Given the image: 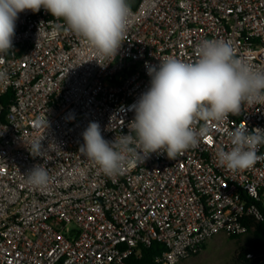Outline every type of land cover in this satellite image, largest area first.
I'll return each mask as SVG.
<instances>
[{
	"label": "built area",
	"instance_id": "2783aa9c",
	"mask_svg": "<svg viewBox=\"0 0 264 264\" xmlns=\"http://www.w3.org/2000/svg\"><path fill=\"white\" fill-rule=\"evenodd\" d=\"M131 9L108 57L43 8L18 14L13 52L0 54L9 76L0 97L11 94L0 103V264H127L155 241L164 250L154 263L178 264L218 234L264 222V159L232 172L215 158L230 148V130H264V104L209 121V134L175 160L152 153L112 177L80 153L91 122L109 142L129 134L132 106L150 86L146 64L194 62L201 41L225 40L264 70V0H141ZM37 141L41 155L30 152ZM37 165L49 172L46 187L27 182Z\"/></svg>",
	"mask_w": 264,
	"mask_h": 264
},
{
	"label": "clouds",
	"instance_id": "9594fccd",
	"mask_svg": "<svg viewBox=\"0 0 264 264\" xmlns=\"http://www.w3.org/2000/svg\"><path fill=\"white\" fill-rule=\"evenodd\" d=\"M42 8L104 57L116 56L132 16L130 0H0V54L13 52L18 14ZM196 54L194 62L169 57L158 66L146 64L150 86L132 106L135 117L129 134L109 142L100 125L91 122L82 133L80 153L112 177L152 153H166L175 160L209 134V121H226L229 115L240 114L244 104H264V70L238 59L229 41L203 40ZM8 79L7 71L0 70V83ZM38 126H47L46 119ZM227 135L230 148L215 151L219 166L244 171L264 159L257 155L264 130L236 127ZM30 147L33 155H41L40 141ZM26 178L37 188L46 187L51 179L43 165L33 167Z\"/></svg>",
	"mask_w": 264,
	"mask_h": 264
},
{
	"label": "rangeland",
	"instance_id": "374dc122",
	"mask_svg": "<svg viewBox=\"0 0 264 264\" xmlns=\"http://www.w3.org/2000/svg\"><path fill=\"white\" fill-rule=\"evenodd\" d=\"M263 252L264 246L260 250L255 247L253 233L236 239L218 234L207 243L206 249L201 253L178 264H243L241 257L244 253H253L255 258H258ZM247 255L246 258L251 259Z\"/></svg>",
	"mask_w": 264,
	"mask_h": 264
},
{
	"label": "trees",
	"instance_id": "16d2710c",
	"mask_svg": "<svg viewBox=\"0 0 264 264\" xmlns=\"http://www.w3.org/2000/svg\"><path fill=\"white\" fill-rule=\"evenodd\" d=\"M141 0H130L131 8H137ZM11 94L0 97V103L7 105L10 101ZM249 233H253L255 238V247L260 250L264 246V222L255 223L253 229ZM241 236H230V238L236 239ZM207 244L203 247L206 249ZM164 250V246L155 241L150 247H142L140 256H132L128 259L127 264H156L154 263V257ZM247 253H244L241 257L243 264H264V252L261 256L255 259H247Z\"/></svg>",
	"mask_w": 264,
	"mask_h": 264
}]
</instances>
